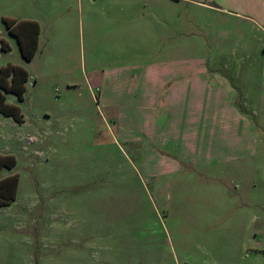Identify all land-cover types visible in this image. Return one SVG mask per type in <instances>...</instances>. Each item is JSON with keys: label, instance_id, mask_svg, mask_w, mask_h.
Returning <instances> with one entry per match:
<instances>
[{"label": "rangeland", "instance_id": "rangeland-1", "mask_svg": "<svg viewBox=\"0 0 264 264\" xmlns=\"http://www.w3.org/2000/svg\"><path fill=\"white\" fill-rule=\"evenodd\" d=\"M3 17L41 24L32 61ZM48 40L54 57L45 62ZM263 42L259 31L185 0H0V68L19 65L31 76L24 101L0 90L24 116L18 123L0 113V153L17 161L0 180H20L16 200L0 207V264H264ZM132 68L148 82L152 75V88L178 69L249 77L218 92L217 109L211 90L201 103L187 99L180 117L201 123L178 157L168 120L163 126L177 110L103 103L131 95ZM232 105L260 135L225 138ZM248 148L261 153L243 158ZM198 150L227 161L207 166ZM168 158L180 173L159 172Z\"/></svg>", "mask_w": 264, "mask_h": 264}, {"label": "crops", "instance_id": "crops-1", "mask_svg": "<svg viewBox=\"0 0 264 264\" xmlns=\"http://www.w3.org/2000/svg\"><path fill=\"white\" fill-rule=\"evenodd\" d=\"M185 2L191 4L194 7L196 6L197 8L212 13L223 14L227 18V20H232V23H234L237 26V28H239L240 30H243L244 28H249V29L257 30L264 35V0H185ZM29 20L37 21L36 19H29ZM42 34L43 31L41 27L38 51L40 50V46L42 44V37H41ZM50 44L51 42L50 40H48L44 45H42L43 50L41 54L42 57H44L45 62H49L54 57V50L50 46ZM263 49H264V42H263ZM263 57H264V52L261 55V57H259V60L261 62H262L261 59ZM262 63L264 68V59ZM132 70L133 71L130 70L131 72L127 75L128 76L127 78L129 80L128 84L131 83L133 77H135V83H133L132 89L127 90L128 85L126 86L125 89V91L129 92L131 95L126 97V95L120 94L107 99L103 97L104 99L103 103L106 104L107 108H116V106L119 103H122V106L126 107L128 106L129 103H131L132 108L133 107L137 108L141 104L143 108H149L151 110L156 108L162 110H177L179 112L178 115L176 117H173V115L168 116V118L164 120L163 126H165L164 125L165 121L168 120L167 129L169 133L173 132L175 134V135L171 134V136L167 135L170 142L172 141L171 144H168V148L172 147L173 148L172 154L178 157H183V155L185 154V139L187 133L190 131L196 136L198 129L195 127L201 123V121H199V123H197L196 121H194L193 123H186L184 115L182 118L180 117L181 116L180 111L186 108L187 99H189V97H191L192 95V99L195 104L197 102L201 103L200 96L201 94H204L203 91L210 92L211 90L212 92H215L214 94L215 97L210 98L209 108L215 109L218 104V98H217L218 92L223 93L225 91H231L233 93L235 92V88L237 89V86L233 85L232 79L241 76L249 77V75L245 76V74L238 75V73H232L230 74L231 77L230 79L229 76H227L228 73L219 74L218 73L219 71H215V70L202 71L200 69H194V70L178 69V70L168 71V73L163 75L162 81L157 82L159 86L158 87L154 86L152 88V86L148 87V84L150 85V83H152L153 85L154 83L153 79H151L152 75H149V82H148L144 78L145 76L142 75V69L136 71L134 70V68H132ZM261 76L264 77V70L262 71ZM30 77L31 76L29 73V78ZM203 78L205 79L203 80ZM202 86H204L203 89ZM201 90L202 92H200ZM132 91L133 93L135 92L136 95H133ZM101 102H102V96L99 98V103L101 104ZM198 106L200 107V105ZM231 109H232V114L230 116L232 117L230 120L228 118L226 120L227 122L226 124L229 128L226 127V131L224 133L225 138H227V140H229L232 136L236 138L239 135L245 137L244 139H246L247 138L246 136H248L249 132H251L252 130L256 133V135H258L257 133H259L260 135L259 130H257L255 124L251 121L250 114H246L244 112L238 111L233 105ZM116 115L118 114L114 113L111 116L115 117ZM174 119L177 120L174 121ZM214 121L216 122V124L218 123L217 113L215 116H213V122ZM186 124L193 126L194 128L192 130H189L187 129ZM235 140L238 139H234V141ZM197 141L199 142L198 139ZM237 142H235V144ZM194 152H195L194 157L197 158L198 160L201 161L202 158L204 157L205 160L202 163L207 164V166L212 164L213 165L220 164L223 163L224 161H227L224 160L223 162L220 163H213L208 159L210 158V155H203L202 152H199V150ZM254 152L255 151H251V148H248V155H244L242 157L243 158L247 157L248 159H251L254 158V156L257 153L259 154L261 153V151L255 153ZM261 155H262L261 158L263 159L264 151H262ZM230 159L233 158H229V160ZM260 167L261 169L262 167L264 168V162L261 163ZM181 171L182 170L178 162L172 160L170 161V159L168 158L166 163H163L162 169L159 172H161V174L176 175ZM263 238H264V233L259 239L262 241ZM259 250L260 249L256 248L254 251L258 252ZM257 255L256 256L259 257V254Z\"/></svg>", "mask_w": 264, "mask_h": 264}, {"label": "trees", "instance_id": "trees-1", "mask_svg": "<svg viewBox=\"0 0 264 264\" xmlns=\"http://www.w3.org/2000/svg\"><path fill=\"white\" fill-rule=\"evenodd\" d=\"M9 32L18 40L21 54L27 61H32L39 48L41 25L34 20H17L5 18ZM1 49L9 50V44L5 40L1 41ZM29 81V72L22 66L7 64L0 68V90L5 94H14L19 101H24ZM0 113L6 117L13 118L18 123L24 122L20 108L16 105L6 103L5 95L0 96ZM17 165L13 155L0 153V173L3 169H13ZM19 175H11L0 180V207L8 206L17 198L19 188Z\"/></svg>", "mask_w": 264, "mask_h": 264}]
</instances>
